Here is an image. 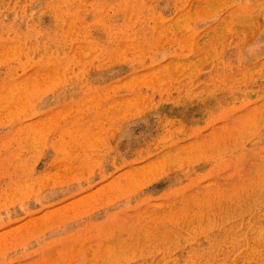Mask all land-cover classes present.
<instances>
[{"label":"rangeland","instance_id":"1","mask_svg":"<svg viewBox=\"0 0 264 264\" xmlns=\"http://www.w3.org/2000/svg\"><path fill=\"white\" fill-rule=\"evenodd\" d=\"M0 264H264V0H0Z\"/></svg>","mask_w":264,"mask_h":264}]
</instances>
